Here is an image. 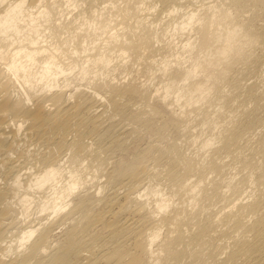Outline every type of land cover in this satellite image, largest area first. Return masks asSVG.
Masks as SVG:
<instances>
[{"label": "bare ground", "instance_id": "bare-ground-1", "mask_svg": "<svg viewBox=\"0 0 264 264\" xmlns=\"http://www.w3.org/2000/svg\"><path fill=\"white\" fill-rule=\"evenodd\" d=\"M0 264H264V0H0Z\"/></svg>", "mask_w": 264, "mask_h": 264}]
</instances>
